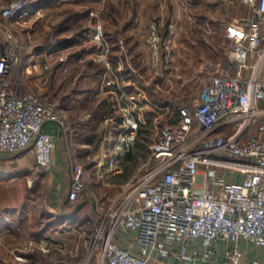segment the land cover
<instances>
[{"label": "built area", "instance_id": "built-area-1", "mask_svg": "<svg viewBox=\"0 0 264 264\" xmlns=\"http://www.w3.org/2000/svg\"><path fill=\"white\" fill-rule=\"evenodd\" d=\"M239 1L248 12L224 27L225 64H202L207 81L196 99L174 108L178 122L154 119L142 172L103 202L96 198L89 237L95 264H264V0ZM26 8V2L14 3L1 13L0 155L31 150L35 166L46 172L54 142L43 128L66 127L23 85L22 49L5 26L24 19ZM162 27L152 22L146 36L155 74L175 39L174 26L165 37ZM86 38L103 47L101 25ZM104 86L114 89L121 116L115 158L107 165L114 172V162L145 125L144 110L168 107L146 98L128 105L124 82L104 79ZM87 189L81 172L72 169L67 201L74 204Z\"/></svg>", "mask_w": 264, "mask_h": 264}, {"label": "rangeland", "instance_id": "rangeland-1", "mask_svg": "<svg viewBox=\"0 0 264 264\" xmlns=\"http://www.w3.org/2000/svg\"><path fill=\"white\" fill-rule=\"evenodd\" d=\"M50 1H53L55 5L52 8L44 7L43 4ZM62 1L0 0V20L2 11L10 5L21 2L27 4L24 19L16 20L5 26L18 39L22 56L27 53L31 54L35 49L48 46L50 43L56 46L59 39L55 36L54 31H57V27L63 23L68 29L65 36H75V34L82 31L81 28L87 27L86 33L75 44L57 50V53H53L51 52L52 49H48L44 55L43 68L47 66V70H51L60 63H67L62 71L63 77L55 82L58 86L57 96L51 98V87L52 90L54 88L53 84L50 85L51 83L48 81V75L41 82H36L29 76H25L23 79L26 90L36 95L50 107L53 106L54 111H56L55 108H60L63 105L62 96L68 93L72 94V90H94L97 87L98 74L101 71H113L112 66L114 65L116 69H119L117 72L121 77L117 82H124L125 86H128V98L133 100L128 101V105H134L135 101H142L143 98H146L160 108H166L158 105L160 104L158 102L166 101L168 110L159 111V117H161L159 121L164 122V118L169 114H173L175 107L191 103L198 97L204 83L207 81V74L201 72L202 64L216 65L225 62V60H163L159 73L155 74L150 69L148 60H128V10L130 8L128 0H65L63 3ZM146 2L145 8L151 13L156 12L160 7L158 0H147ZM190 2L194 8L192 12L197 20L196 22L209 28L207 29L208 34H206L209 42L213 45H216V43L219 45L220 39H222L223 49L225 47L223 38L225 25L245 16L248 12L239 0H191ZM42 5L43 7L40 8ZM167 5H169V9L167 8L169 11L173 5L170 1L167 2ZM47 10L53 11L49 12ZM81 13H88L91 17L80 18L77 14L80 15ZM95 16L102 19L100 23L104 43L103 47L99 48L86 38L88 31L93 28L94 23L92 20L96 18ZM142 43L146 47V36ZM95 53H97V56H95ZM74 54L77 55L74 60H71ZM64 77L65 79H63ZM87 104L90 108V115L96 116L99 120L104 110L93 107L89 102ZM140 106L138 105V107ZM152 110L156 111L157 109L150 106L144 111L150 113ZM79 112L71 110L68 115L73 121L78 118ZM62 121L64 127H70L72 132L75 131L74 127L71 126L73 124L71 120L62 117ZM58 125L60 126V124ZM60 127L65 129L62 126ZM101 130V127H98L91 132L89 136L92 138V144L86 151L80 148L78 152L77 144L73 142L74 146H72L71 143L73 149H70L68 155L67 160L71 162L67 161L68 165L72 164L75 155L77 156L76 159H79V163L84 166H88L93 161L98 149L96 142ZM75 136V134L70 135L73 138ZM143 138V136L140 137L141 143L144 141ZM150 139H153V136ZM74 150L77 151L75 152L77 154L73 152ZM0 156H5L3 160H0V169L5 172V179L0 182V217L5 214L10 218L14 217L15 220L21 219L22 224L18 225L21 232H30V228L31 231H34V229L36 231L43 230L50 216L52 179L49 176L46 177L44 170H40L35 166L31 150L15 155ZM140 157L142 158L141 166L137 168L131 178H128V185L142 172L147 164L148 158ZM128 167H130L129 163ZM130 169H128V172ZM121 189L114 190L110 195L118 193ZM74 208L70 204L65 207L66 212H70ZM12 212L14 214H11ZM43 241L14 239L1 235L0 249H3V247L9 249L10 253L8 254L12 256L14 253V251L12 252L13 244L20 252L28 253L31 248V251L37 254V258H40L38 264H47L44 262L46 260L45 256L48 254V248L42 244Z\"/></svg>", "mask_w": 264, "mask_h": 264}, {"label": "crops", "instance_id": "crops-1", "mask_svg": "<svg viewBox=\"0 0 264 264\" xmlns=\"http://www.w3.org/2000/svg\"><path fill=\"white\" fill-rule=\"evenodd\" d=\"M65 0L62 1V3ZM159 9L151 13L145 8L147 3L145 0H128V60H147V50L142 40L145 39L149 31V26L152 22L157 21L163 26L161 29L162 37L167 36L168 27L174 26L175 39L173 43L170 55L165 56L164 60H225L227 51L224 47L223 40L220 39V44L213 45L207 39L208 31L205 25L201 26L198 23L194 24L192 21L196 20L193 15L191 0H158ZM171 2L172 8L168 11L169 5L167 2ZM164 2V3H163ZM44 7L52 8L55 4L53 1L43 4ZM43 5L40 7L42 8ZM63 5V4H62ZM138 7V8H137ZM168 8V9H167ZM53 11V10H47ZM56 11V10H55ZM83 17H91L87 14H80ZM94 17V16H93ZM92 21L96 24H100L102 19L95 16ZM153 20L151 23L150 21ZM67 21V20H65ZM166 21V22H164ZM54 25V24H53ZM64 23L57 27V31L54 34L59 39V43L54 46L51 43L45 47H39L35 49L33 53H27L22 56V71L25 76H29L34 81H43L48 75V81L53 84L54 90L50 95L51 98L57 96V87L55 82L61 79L63 68L67 63H60L51 70L43 68L44 55L48 49H52L51 52L62 50L75 44L81 40V36L86 33L87 27L81 28L82 31L72 36H65L68 31L67 26ZM102 26V25H101ZM61 27V28H60ZM204 27V28H202ZM105 28V27H104ZM90 29V28H89ZM140 34V35H139ZM77 35V36H76ZM225 42V41H224ZM4 39L0 33V52L3 48ZM77 54L71 57L74 60ZM225 64V62L223 63ZM218 63L216 65H223ZM65 69V68H64ZM113 71L103 72L98 74L97 87L93 89L72 90L73 93L65 94L62 99L63 105L60 108H55L56 111L63 117L71 120V110L80 111L78 118L72 121V125L75 129L74 132L67 127L61 129L57 123H47L43 131L50 135L54 142V151L52 154V163L48 171H46V177L49 176L52 179L51 186V199H50V216L48 217V223L45 228L40 231L21 232L18 225L22 224L21 219L15 220L14 217L8 215L0 217V236L11 237L14 239H27L42 241V244L48 248L46 260L47 264H95L90 257V232H91V220L96 214L95 200L98 198L101 202L104 201L105 195H110L114 190H119L128 185V178H131L137 168L141 166L142 159H138L135 165H132L128 172V162L125 159V155L131 151L134 152L135 145L138 141V132L136 136V143L124 154L120 161H115L114 165L117 170L109 172L108 163L114 160V154L112 151V145L118 131V124L121 121V116L118 113V103L116 95L110 94L114 92V89L104 86V79H112L117 81L121 79L119 69L112 66ZM66 73V72H65ZM65 79V77L63 78ZM119 79V80H120ZM128 89V86H126ZM115 93V92H114ZM87 102L91 103L95 108H102L103 115L98 120L96 116H91ZM53 108V106H51ZM146 113L144 114L145 119ZM156 118V117H155ZM154 118V119H155ZM154 119L152 125V136H154ZM146 119L145 125L146 126ZM68 126V125H67ZM101 127V132L96 144L98 149L96 155L88 166H84L79 163V159L74 156L72 164L69 162L68 155L72 148L73 142L77 144V151L80 148L87 150L92 144V138L89 136L91 132L96 128ZM140 127V128H141ZM139 131V130H138ZM75 134L76 136L70 137ZM83 135V136H81ZM82 137V138H81ZM72 143V146H71ZM70 146V147H69ZM73 149V148H72ZM74 150L73 152H77ZM77 154V153H75ZM1 157V156H0ZM5 157V156H3ZM3 157L0 160H3ZM148 158V155H147ZM17 159V158H16ZM19 159V157H18ZM145 159V158H144ZM1 162V161H0ZM71 163V162H69ZM96 164L101 165L95 173ZM76 169L81 172L84 179L87 182L88 189L83 195L74 203L70 204L67 201V195L70 190L71 184V171ZM5 172L0 169V182L5 179ZM72 205L75 207L72 211L66 212V205ZM8 214V213H7ZM11 214H14L12 212ZM12 256H9V249H0V264H38L40 258H37V254L29 249V252H20L16 248V245H12ZM7 261V262H6Z\"/></svg>", "mask_w": 264, "mask_h": 264}, {"label": "trees", "instance_id": "trees-1", "mask_svg": "<svg viewBox=\"0 0 264 264\" xmlns=\"http://www.w3.org/2000/svg\"><path fill=\"white\" fill-rule=\"evenodd\" d=\"M158 103H160L158 105H161L162 107H168V104L166 101L165 102L160 101ZM159 115H160L159 111H157V110L156 111L152 110V112L146 113L145 119H146L147 124L145 127L139 128L138 141H137L138 143L134 149V152L131 151L125 155L126 161L130 164V167H128V169L131 168L132 165H135L137 163L138 159L141 158L140 156H143V157H147V155L149 156V147L152 143V139H150V137H152V125H151V123H152L153 119ZM178 120L179 119H178L177 115L173 113V114H169L166 118H164V123L175 125L178 122ZM141 136L144 137L143 143H141V141H140Z\"/></svg>", "mask_w": 264, "mask_h": 264}]
</instances>
